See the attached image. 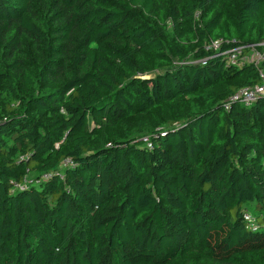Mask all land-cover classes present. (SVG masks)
Here are the masks:
<instances>
[{"label": "trees", "instance_id": "1", "mask_svg": "<svg viewBox=\"0 0 264 264\" xmlns=\"http://www.w3.org/2000/svg\"><path fill=\"white\" fill-rule=\"evenodd\" d=\"M253 42L264 0H0V264H264Z\"/></svg>", "mask_w": 264, "mask_h": 264}, {"label": "built area", "instance_id": "2", "mask_svg": "<svg viewBox=\"0 0 264 264\" xmlns=\"http://www.w3.org/2000/svg\"><path fill=\"white\" fill-rule=\"evenodd\" d=\"M264 43V42H262ZM219 46V43L216 42L215 43V47H218ZM250 45L248 46H238L234 49H232L230 52H229V60L232 61V62H236L237 61V58H239L238 56L242 54V51L245 49V48H249ZM258 48H254L252 50L253 53H257L258 54V57H259V60H263L264 59V49L263 48H260V50H257ZM246 58L247 57H243V61L247 62V63H252V62H255V63H259L257 62L256 60L255 61H248ZM260 60V61H261ZM243 62V63H244ZM260 78H261V82L259 84H256L255 86L253 87H245L241 90H239L236 94H234L231 99L232 100H238V101H241L242 103H244L245 105H250L251 103H253L259 96L261 95H264V71H261L260 72ZM65 165H68V166H74V163L72 160L68 159L65 161ZM50 178V174H45L43 176V179L44 180H48ZM16 187L17 184L15 185ZM250 218V216H247V219Z\"/></svg>", "mask_w": 264, "mask_h": 264}, {"label": "rangeland", "instance_id": "3", "mask_svg": "<svg viewBox=\"0 0 264 264\" xmlns=\"http://www.w3.org/2000/svg\"><path fill=\"white\" fill-rule=\"evenodd\" d=\"M263 48L264 49V43H260V42H253L250 46H249V48H252V49H254V48ZM264 51V50H263ZM248 61H250V60H252V61H257V62H259L260 60H259V57H258V54L257 53H253V52H251L250 54H249V56H248V58H246ZM203 62V61H202ZM187 103L189 104V100L187 101ZM191 103V102H190Z\"/></svg>", "mask_w": 264, "mask_h": 264}]
</instances>
